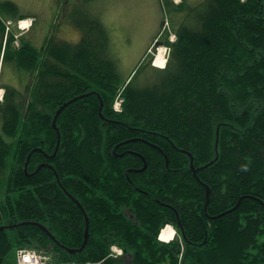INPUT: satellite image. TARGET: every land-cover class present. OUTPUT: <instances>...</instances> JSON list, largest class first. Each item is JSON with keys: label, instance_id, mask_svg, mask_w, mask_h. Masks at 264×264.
I'll return each instance as SVG.
<instances>
[{"label": "trees", "instance_id": "16d2710c", "mask_svg": "<svg viewBox=\"0 0 264 264\" xmlns=\"http://www.w3.org/2000/svg\"><path fill=\"white\" fill-rule=\"evenodd\" d=\"M194 13L166 40L167 67L150 56L126 85L121 114L125 83L97 17H73L78 44L15 49L39 72L28 95L7 87L0 104L12 139L0 135V227L11 226L0 230V264L25 247L53 264H264V0H206ZM151 68L158 80L140 86ZM86 218L88 242L71 253ZM169 224L177 237L164 243Z\"/></svg>", "mask_w": 264, "mask_h": 264}, {"label": "rangeland", "instance_id": "374dc122", "mask_svg": "<svg viewBox=\"0 0 264 264\" xmlns=\"http://www.w3.org/2000/svg\"><path fill=\"white\" fill-rule=\"evenodd\" d=\"M4 1L14 2L18 6L17 11L14 14L5 11L2 8ZM204 1L206 0H181V3L183 2L181 9L177 11L173 0H89L88 2L83 0H0V19L25 16L37 20L33 33L28 37L35 44L45 42L49 24L52 22L53 26H56V35L60 39L76 44L80 42V38L77 39L76 34H72L73 32L69 30V26L75 24L72 18L75 17L77 20L90 13L91 16L97 17L108 30L110 55L116 61L121 79L125 82L142 65L149 48L156 40H159V45L164 47L167 45L166 40L171 43V38L176 36L175 30L182 22L186 25H192L193 21L197 22L199 16L194 13V9ZM78 3L81 5L77 6ZM165 21L166 30H164ZM60 29L63 35H59ZM152 52H156V49L154 48ZM3 60L0 63V87L13 86L20 91V94L25 95L32 80L31 71L16 68V60L11 59L10 56ZM34 75L36 76L37 72ZM158 78L157 71L147 69L137 83L140 86H146L157 81ZM26 98L22 96L19 99L23 101ZM2 124L3 118L0 112V131H2ZM170 233L172 238L173 228Z\"/></svg>", "mask_w": 264, "mask_h": 264}, {"label": "crops", "instance_id": "0c3cea01", "mask_svg": "<svg viewBox=\"0 0 264 264\" xmlns=\"http://www.w3.org/2000/svg\"><path fill=\"white\" fill-rule=\"evenodd\" d=\"M76 5L79 6L80 3H78ZM8 19L13 20L15 23L20 21V20H25V21H23V26H28V25L30 26L29 28H26L24 31H20L17 28L16 24L13 26V32L11 33V35L16 36V35L20 34V36L17 39V41H16V38L14 37V42L11 45H9V50H10L9 51V56L11 57V59L16 60V68L27 69L23 65H20V62L17 59L16 52L14 50L15 42H18L19 44L23 43V44H26V45H30L33 48L43 52L46 42L51 41L52 39L63 40V39H60L56 35V26H53L54 24L51 22L49 24L48 35H47V38L45 39V42L43 44L42 43H40V44L36 43L35 44L33 42V40H31L28 37L33 33V30H34V28L36 26L37 20H35V19L31 18V17H25V16H20V17H16V18H8ZM8 19H5V20H8ZM72 20L74 21V18H72ZM3 21L0 22V31L3 30L4 27H5ZM69 30L71 32H73L72 34H74V35L76 34L77 39L80 38L79 40L81 41L83 33H82L80 28H78L75 24H73V25L69 26ZM59 35H63L62 29L59 30ZM42 36H43V40H44V35H42ZM69 38L70 37H68V39ZM63 41H66V40H63ZM4 46H5V38H4V36L2 34H0V63H1L2 59H3V57H4V53H3ZM3 61H5V60H3ZM32 79H33V77H32ZM31 82H32V80L30 81V83ZM10 87H13V86H10ZM2 92H4V90Z\"/></svg>", "mask_w": 264, "mask_h": 264}, {"label": "built area", "instance_id": "2783aa9c", "mask_svg": "<svg viewBox=\"0 0 264 264\" xmlns=\"http://www.w3.org/2000/svg\"><path fill=\"white\" fill-rule=\"evenodd\" d=\"M122 100L116 104V109L121 110ZM18 264H50L49 257L35 249H20L17 251Z\"/></svg>", "mask_w": 264, "mask_h": 264}, {"label": "water", "instance_id": "95a60500", "mask_svg": "<svg viewBox=\"0 0 264 264\" xmlns=\"http://www.w3.org/2000/svg\"><path fill=\"white\" fill-rule=\"evenodd\" d=\"M71 102H72V101H70V102L64 104L63 107L57 112V115H56L55 120H54V126H55V127H56L57 118H58L59 114H60V113L62 112V110H63L65 107H67ZM58 150H59V142H58V145H57V148H56L55 153H54L51 157H55V155L57 154ZM36 151H37V150H36ZM191 166H192V168H193V171L196 173V169H194L193 163L191 164ZM41 167H42V166H41ZM41 167H40V168H41ZM127 173H128V172H127ZM209 195H210V188L208 187V189H207V197H209ZM208 202H209V200H208ZM78 205L81 207V204H80V203H78ZM224 214H225V213H223L222 215H224ZM220 216H221V215H220ZM86 221H87V227H86V233H85V240H84V243H83L82 247H81L79 250L70 249L69 252H71V253H76L77 251H81V250H83V249L85 248V246H86V244H87V242H88V239H89V220H88V218H86ZM9 227H10V226H2V227H0V230L7 229V228H9ZM44 229H45V228H44ZM45 230H46V229H45Z\"/></svg>", "mask_w": 264, "mask_h": 264}, {"label": "bare ground", "instance_id": "6f19581e", "mask_svg": "<svg viewBox=\"0 0 264 264\" xmlns=\"http://www.w3.org/2000/svg\"><path fill=\"white\" fill-rule=\"evenodd\" d=\"M22 26H23V24H22ZM24 27H26V26H24ZM163 55H164V48H160V55H159V59H158V62L162 65V66H164V60H163ZM171 226H168V227H166V228H164L163 229V231H162V233H161V238L162 239H164V240H170L171 238ZM160 238V239H161Z\"/></svg>", "mask_w": 264, "mask_h": 264}, {"label": "flooded vegetation", "instance_id": "af4514ba", "mask_svg": "<svg viewBox=\"0 0 264 264\" xmlns=\"http://www.w3.org/2000/svg\"><path fill=\"white\" fill-rule=\"evenodd\" d=\"M11 139V138H10ZM12 140V139H11Z\"/></svg>", "mask_w": 264, "mask_h": 264}]
</instances>
